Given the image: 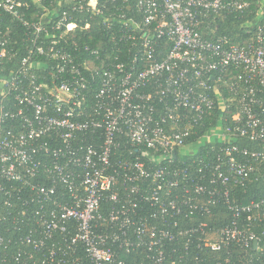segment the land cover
<instances>
[{"label":"built area","instance_id":"built-area-1","mask_svg":"<svg viewBox=\"0 0 264 264\" xmlns=\"http://www.w3.org/2000/svg\"><path fill=\"white\" fill-rule=\"evenodd\" d=\"M257 4L235 40L198 27L247 0H0V264H252L264 198L232 191L264 170ZM201 147L225 158L192 169Z\"/></svg>","mask_w":264,"mask_h":264},{"label":"trees","instance_id":"trees-1","mask_svg":"<svg viewBox=\"0 0 264 264\" xmlns=\"http://www.w3.org/2000/svg\"><path fill=\"white\" fill-rule=\"evenodd\" d=\"M247 1L250 3L251 6H250V9L245 13L246 15L241 16V14L236 13L234 15L224 16L223 18L217 17V16L208 17L209 21H205L203 24H201L198 27V30L201 33L202 37L205 39H214L218 36H229L234 39L235 38L242 39L241 35L244 34L243 29L241 28L242 20L249 19L252 15H254L255 8L258 6L257 0H247ZM248 12H250L249 15H248ZM3 20L6 21V22H3L6 26L10 24L7 17L3 18ZM91 32L94 34V36L89 33L90 36H93V37L88 36L84 38V40H82L81 43H85L93 47L100 46L102 48V51L103 50L108 51V49L113 46V45L111 46V44L107 42V36L105 35L104 32H101V31L98 33L93 32V31ZM99 39L100 41H98ZM21 46H22L21 49L25 48L26 44L22 43ZM21 53L25 54V52H23V49ZM215 116H217V113L214 114V117ZM230 145L237 146L239 149L247 148V150H250V151L260 149V147H263V143L248 142L240 138L231 140V143L229 144V146ZM226 146L228 145L226 144ZM217 148L218 147H215L214 148L215 150L209 151L207 150L208 147H201L197 155L195 157H192V159H189L188 164L186 163V165H192V169H196L198 167H203L201 165L202 162H200L201 160L215 162L217 159L225 158L222 152L217 151ZM233 154L236 156L237 160L243 159V157L240 154H235V153ZM232 192H233L234 198L235 197L239 198L243 203H247L250 200L263 199L264 198V170L262 169V167H259L256 172L251 174L249 181L245 182V186L238 187L236 188V190H233ZM144 209L146 210H142L141 212L143 211L145 212L148 210L147 208H144ZM212 214L214 215V218L209 221L215 222L216 224H214V226L222 225L230 221V215L223 206H218L214 208L212 210ZM221 215H222V218H221ZM185 225H187L186 222L182 224V229L185 227ZM170 228L172 229V231H176V229L172 227ZM262 229L263 228L260 227L256 229V232L258 233ZM259 246L264 248V230H263V235L259 237ZM192 251H194L193 247L189 250V252H192ZM241 251L242 250L239 247L232 248V250H230V253L227 254L225 257H228L229 260L232 262H235V261L237 262L238 259L237 257H235V254L241 253ZM252 255H253L252 264H264V251L262 253L255 252ZM197 256H200L202 258L204 257L206 260L205 262H207L205 264H208V263L216 264L217 260L222 261L223 259V254H221V256H219V258L215 261V257L212 258L213 255L211 253L201 252V251H198ZM124 258L126 260H129L128 262H133L134 264H143V263H140L141 259H138V258H134L130 256H127ZM234 264H238V263H234Z\"/></svg>","mask_w":264,"mask_h":264}]
</instances>
